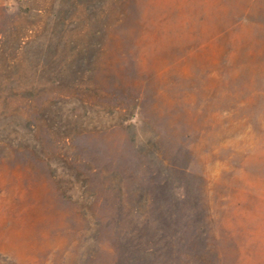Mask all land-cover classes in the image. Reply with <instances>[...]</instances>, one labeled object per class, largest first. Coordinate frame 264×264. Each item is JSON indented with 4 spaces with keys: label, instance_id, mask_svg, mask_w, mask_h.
<instances>
[{
    "label": "rangeland",
    "instance_id": "1",
    "mask_svg": "<svg viewBox=\"0 0 264 264\" xmlns=\"http://www.w3.org/2000/svg\"><path fill=\"white\" fill-rule=\"evenodd\" d=\"M0 264H264V0H0Z\"/></svg>",
    "mask_w": 264,
    "mask_h": 264
}]
</instances>
